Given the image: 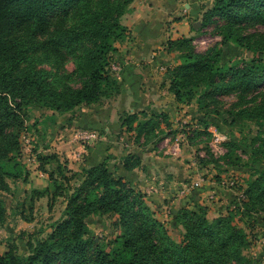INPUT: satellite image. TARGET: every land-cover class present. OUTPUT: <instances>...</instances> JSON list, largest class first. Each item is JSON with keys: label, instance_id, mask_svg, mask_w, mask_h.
I'll use <instances>...</instances> for the list:
<instances>
[{"label": "trees", "instance_id": "1", "mask_svg": "<svg viewBox=\"0 0 264 264\" xmlns=\"http://www.w3.org/2000/svg\"><path fill=\"white\" fill-rule=\"evenodd\" d=\"M132 1L0 0V184L4 189H8L6 176L27 178L20 159V137L32 106L68 111L122 92L123 82L115 75L111 58L118 50L117 42L130 34L122 17ZM210 15L222 19L218 28L223 44L235 42L252 50L254 56L244 64H223L221 48L197 51L191 45L193 37L170 39L168 48L180 49L176 53L180 62L168 69V88L177 102L196 99L199 110L215 112L225 124L245 118L259 126L258 133L241 147L250 161H241L235 151L239 142L232 139L224 155L226 165L253 164L243 193L225 213L213 218L208 217V205L186 202L175 215L185 230L177 241L144 193L111 169V155L81 171L68 167L58 154L45 155L41 166L44 158L58 162L49 172L54 189L48 185L33 192L61 195L60 187L72 184L65 216L53 223L46 236L28 238L27 253L15 247L0 252V264L259 263L245 250L255 240L258 216L264 212V93H258L264 88V31H247V27L264 25V0H215ZM68 57L75 66L65 72ZM68 76L78 79L79 86L70 85L64 79ZM233 92L241 98L248 93L251 97L244 106L222 108L220 96ZM169 116L160 110H129L122 122L138 130L136 137L142 133L147 139ZM130 153L122 157L128 169L141 162L139 154ZM257 163L263 167H256ZM92 213L114 217L116 234L109 242L91 234L87 219ZM5 216V202L0 198V223Z\"/></svg>", "mask_w": 264, "mask_h": 264}, {"label": "rangeland", "instance_id": "2", "mask_svg": "<svg viewBox=\"0 0 264 264\" xmlns=\"http://www.w3.org/2000/svg\"><path fill=\"white\" fill-rule=\"evenodd\" d=\"M214 1L215 0H184V4L180 3V11L186 14L184 18H182L183 16H173L164 19L162 25L165 29V38L159 42L160 46H154V49L158 53L159 50H163V53L159 55L163 62L161 65L162 70L166 73V79L162 84L163 86L166 87L168 85L169 87L170 85L171 71H168V69L180 62V59L176 57V53H178L180 49L175 47L173 50H169L168 48L170 39L193 37L191 45L197 51H205L212 47L221 48V62L223 64L230 65L235 62L244 64L254 56L252 50L240 46L235 42L227 44L222 43V37L219 34L218 28L222 19L218 15H210ZM132 2L128 6L129 10ZM132 11L129 13L126 12L125 18L124 16L122 17L124 19L122 21L129 26H132V22L134 21V11ZM143 14L145 13L143 12ZM180 15L181 14H179V16ZM178 21H181L179 22L177 30L179 34L176 37H173L172 34H167L172 24ZM195 21H200L198 27L194 26ZM247 31L263 32L264 25L259 23L250 24L247 27ZM131 33L132 28H130L129 36L119 42L124 43L130 41ZM122 54L123 52L119 53L118 47V50L112 53L111 58L112 69L119 78V72H121L120 70L122 69L120 61L124 57ZM44 66L48 68L52 67L48 63ZM74 66L75 63L73 58L68 57L64 62L63 70L69 72L73 70ZM64 79L73 86H79L80 84L79 80L74 76H68V78L65 77ZM258 93H264V88ZM123 95L124 93L122 90V92L111 97H103L98 102L94 103H82L68 111H56L41 105H34L30 108V118L27 120L25 128L22 129L20 137V159L27 170V178L23 176H6L5 180L8 183V189H4L0 184V198L4 200L6 206L5 219L0 223V252H4L9 247H15L20 253H27L28 238L46 236L51 230L53 223L65 216L64 210L67 203V194L71 191L72 184H67L69 187H60V189H63V194L61 195L54 196L51 193L36 194L33 192L34 188L43 189L48 185H50L49 187L51 190L54 189L49 179V172L52 169H56L58 162L52 157L44 158V163L41 166V157L50 154H58L61 161H67L68 163V159L73 160L74 166L71 165V167L70 164H68V167L73 168L75 171H81L83 167L77 165L84 152V146L87 144V146H90L93 142H90L88 140L90 138L88 137H90L89 135L92 133H94V135L96 134V132H94L96 129H91V124L94 125V128H98V130L100 129L101 132H104V126L98 125L99 127H96L98 119L102 117L98 112L103 110L106 111L108 108H113V110L117 109L118 116H120V121L122 122V119L129 111L126 110V108L128 109L130 106V104L126 103H129L128 99L124 101V98H122ZM250 97V93H248L247 98H241L238 92L223 94L220 96V105L222 108L244 106L247 103L245 100H248ZM181 103L184 105L180 107V113L169 116V120H164L163 124L158 127L156 126L154 130L155 135H150L147 139H145L146 137L142 133L136 137L138 130L135 128L128 129L127 124L123 125V122L122 126L124 127L121 128V132L124 133L126 138L133 142L132 145L135 147H140L145 150L147 147L153 146L154 148L162 149V152L163 149H165V151H167L166 155L175 158L178 157L179 160H183L186 170L184 173L185 181L188 180L189 183L182 184L181 191H184L186 187L191 189V191H189V197L193 198L191 203H193V201H199L208 205V217L213 218L221 213H225L229 205L223 201L224 198L222 196L218 198L217 196L215 197L216 194L213 195V193L210 192L208 188H213L211 186L212 180L219 177L221 184L227 187H244L248 177L241 174L240 171L242 168H240V166L233 167L234 170H232V172H229L228 169L225 168L226 159L224 155L230 150L229 141L232 139L240 143H238L239 146L237 145L235 151L243 158L241 161H247V159L250 161L249 156L242 152L241 147L245 146L247 141L250 142L251 137L258 133L259 126L253 120L245 118H242V120L234 125L225 124L215 112L210 110H199L196 99L188 103ZM88 111L91 115L89 119ZM139 116L140 118L145 117L143 114ZM91 121L94 123H90ZM100 122H102L101 119ZM56 124L59 127L61 126V128L68 127L72 129V138L66 146H60L58 138H56L55 135L52 136L54 131H52V126ZM104 125L106 124L104 123ZM86 134L89 135L87 136ZM166 137L169 138L166 140ZM122 143L123 142H121V145ZM134 146L132 147L135 148ZM247 149H249L248 146ZM174 151L176 152L174 153ZM111 158L112 156L109 158V165L112 170L118 173L117 169H114L113 162L110 161ZM169 161L175 163V160ZM141 163L142 160L140 164ZM246 167L247 171L251 172L254 166L252 164ZM169 169L172 168L169 167ZM67 174L71 175V172H67ZM229 178H235L236 183L231 185L229 183ZM202 192L205 194H201ZM168 193H170V191H168ZM242 193L243 192H241L240 195ZM144 197L146 199L145 193ZM173 197L177 200L176 203L178 205L181 204L183 206L188 202L187 199L181 200L179 195ZM181 197H183V195H181ZM220 199L221 202H219ZM178 201L180 203H178ZM150 206L154 210L155 215L165 222L170 235L175 240L180 241L184 236L185 230L183 225L176 221L175 215L177 213L174 215H172V212L169 213L166 205L163 206V210H158V208L155 209L152 205ZM113 220L114 217L112 218L109 215L92 213L87 219L91 234L98 240L109 242L116 234ZM240 225H244V223L240 222ZM255 237L256 234L254 238ZM253 243L245 250L249 255L251 249L254 247ZM254 249H256V247H254ZM258 259L260 260L258 264H264L263 258H261L262 260L260 258Z\"/></svg>", "mask_w": 264, "mask_h": 264}, {"label": "crops", "instance_id": "3", "mask_svg": "<svg viewBox=\"0 0 264 264\" xmlns=\"http://www.w3.org/2000/svg\"><path fill=\"white\" fill-rule=\"evenodd\" d=\"M180 3L184 4V0H134L132 2L130 10L127 12L134 11L132 26L128 25L132 28L130 41L117 43L119 53L123 52L122 55L124 56L120 61L122 69L119 73L124 86V95L122 98H124V101L128 99L129 103H126L130 104L129 108H126V110H160L168 112L170 116L180 113V107L184 104L175 100L173 93L168 89V85L166 87L162 85L163 81L166 79V73L162 70L161 65L163 62L159 55L163 53V50H159L158 53L154 49V46H160L159 42L165 38V29L162 25L164 19L173 16H183L182 18H184V15H186L185 12L182 13V11H180ZM143 12L145 14H143ZM179 14L181 15L179 16ZM123 16L125 18V14ZM122 20L124 19L122 18ZM181 21L174 22L168 29L169 31L167 34H172L173 37H176L179 34L177 30L179 22ZM98 113H100L102 117L98 119L96 127L101 125L104 126L105 130L101 132L100 129L94 128V125L91 124V129H96L94 130L96 134H86L90 136L88 140L93 143L90 146H87L88 144L84 146V152L77 166H89L111 155L112 158L110 161L113 162L114 169H117L119 174L124 175L137 188L141 189L142 192L145 193L146 199L150 205L155 209L158 208V210H163V206L166 205L168 207L167 211L169 213L172 212V215L177 213L178 209L182 206L176 203L177 200L173 196L179 195L181 200H193V198L189 197V191H191V189L186 187L184 191H181V185L189 183L188 180L185 181L184 173L186 170L183 160H179L178 157L175 158L166 155L167 151H165V149H163V153L162 149L154 148L153 146L147 147L144 150L132 145L133 142L126 138L124 133L121 132V128L124 126H122L117 109L113 110V108H108L106 111L103 110ZM90 117L91 115L88 111V119ZM100 119L102 122H100ZM90 123L94 122L91 121ZM104 123L106 125H104ZM161 124H163V122ZM52 131V136L55 135L56 138H58L60 146H66L72 138L71 134L73 132L71 128H61V126L59 127L56 124L52 126ZM168 138L169 137H166L165 139L167 140ZM121 142H123L122 145ZM130 152L139 154L142 160L141 164H138L132 169L126 168L122 162V157ZM175 152L176 151H174V153ZM169 160H175V163ZM72 161L73 160L68 159V164H70V166H74ZM255 166L263 167V164L257 163ZM169 167L172 169H169ZM233 167L235 166L226 165L225 168H227L229 172H232V170H234ZM240 168H242L240 171L242 175L250 176V172L247 171L246 166H240ZM220 181L219 178L213 179L211 184L213 188L210 187L208 189L213 195L216 194L215 197L217 196L220 198V196H222L224 198L223 201L226 202L227 205H230L232 200L237 195H240L245 185L244 187H227L221 184ZM168 191H170V193H168ZM180 194L183 195V197H181ZM201 194L205 193L202 192ZM219 202H221V199ZM178 203L180 202L178 201ZM254 232L256 237L253 245L256 249L253 247L250 254L257 258L264 259V212L258 216Z\"/></svg>", "mask_w": 264, "mask_h": 264}, {"label": "built area", "instance_id": "4", "mask_svg": "<svg viewBox=\"0 0 264 264\" xmlns=\"http://www.w3.org/2000/svg\"><path fill=\"white\" fill-rule=\"evenodd\" d=\"M229 183L230 184H235L236 183V179L235 178H229Z\"/></svg>", "mask_w": 264, "mask_h": 264}, {"label": "water", "instance_id": "5", "mask_svg": "<svg viewBox=\"0 0 264 264\" xmlns=\"http://www.w3.org/2000/svg\"><path fill=\"white\" fill-rule=\"evenodd\" d=\"M199 24H200V21H195V22H194V26H195V27H198Z\"/></svg>", "mask_w": 264, "mask_h": 264}]
</instances>
